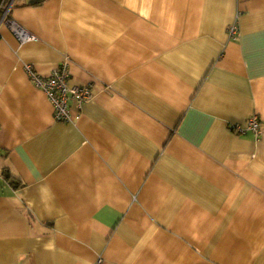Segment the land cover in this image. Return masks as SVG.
I'll return each mask as SVG.
<instances>
[{
    "label": "crops",
    "instance_id": "crops-1",
    "mask_svg": "<svg viewBox=\"0 0 264 264\" xmlns=\"http://www.w3.org/2000/svg\"><path fill=\"white\" fill-rule=\"evenodd\" d=\"M12 1L0 264H264V0ZM28 65L92 99L56 121Z\"/></svg>",
    "mask_w": 264,
    "mask_h": 264
},
{
    "label": "built area",
    "instance_id": "built-area-1",
    "mask_svg": "<svg viewBox=\"0 0 264 264\" xmlns=\"http://www.w3.org/2000/svg\"><path fill=\"white\" fill-rule=\"evenodd\" d=\"M13 5L12 0H0V26H7L21 45L34 42L37 38L12 17ZM230 33L232 36L236 35L237 28L232 27ZM26 72L33 84L41 89L53 104L56 121L70 120V101H74L78 108L82 109L84 104L93 97L91 86L69 85L70 74L66 66L55 70L50 77H42L31 65L26 66ZM249 127L257 135L262 132L259 127V118L256 116L251 119Z\"/></svg>",
    "mask_w": 264,
    "mask_h": 264
},
{
    "label": "trees",
    "instance_id": "trees-1",
    "mask_svg": "<svg viewBox=\"0 0 264 264\" xmlns=\"http://www.w3.org/2000/svg\"><path fill=\"white\" fill-rule=\"evenodd\" d=\"M9 179V178H8Z\"/></svg>",
    "mask_w": 264,
    "mask_h": 264
}]
</instances>
